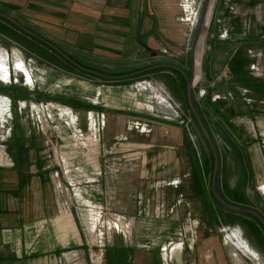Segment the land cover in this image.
<instances>
[{
    "label": "crops",
    "instance_id": "obj_1",
    "mask_svg": "<svg viewBox=\"0 0 264 264\" xmlns=\"http://www.w3.org/2000/svg\"><path fill=\"white\" fill-rule=\"evenodd\" d=\"M218 7L210 34L211 62L206 71L202 68L205 80L200 87L210 88L218 77H212V68L223 64L229 72L228 83L248 104L245 95L249 90L235 86L229 65L251 76L250 62L255 63L264 76V48L260 47L264 44V0H219ZM178 14L181 8L175 0H0V22L67 63L69 58L82 62L69 64L75 68L74 64L80 65L82 68L77 69L88 78L86 99L82 98L88 108L54 97L45 101L70 106L83 129L89 110L105 115L100 151L89 155L66 150L59 155L85 171L99 168L96 185L87 194L81 192L75 197L63 175L54 176L58 155L50 153L47 157L44 136L34 129L26 114L19 115L20 131L11 129L13 133L1 135L0 264H26L34 258L55 262L60 256L69 259L70 248L86 241L83 223L93 225L92 230L88 228L90 234L98 227L105 228V219L89 209L94 205L131 223L129 240L120 232L109 231L101 264L240 263L216 234L217 219L205 197L184 127L147 111L131 89L134 80L150 76L168 85L180 100L187 99L183 86L190 81L183 69L185 64L178 66L181 61L177 53L163 54L173 47L168 41L172 35L167 36L161 27L173 29ZM1 31H8L11 38L12 31L0 25ZM221 32L226 33L225 38ZM253 44L255 47H250ZM9 59L0 49V72L5 76L11 75ZM13 60L12 71L29 80L31 75L23 62L15 54ZM88 65L100 66L105 72L91 73L93 69L85 67ZM217 91L209 95L217 94L222 99L233 96L224 89ZM261 92L247 96L264 103ZM141 97L145 99V95ZM8 118H1L0 123ZM128 121L138 122L141 129L127 127ZM52 124L57 125L58 135L70 133L61 121L56 119ZM53 143L62 146L67 140L56 138ZM169 242L165 254H161L160 248Z\"/></svg>",
    "mask_w": 264,
    "mask_h": 264
},
{
    "label": "rangeland",
    "instance_id": "obj_2",
    "mask_svg": "<svg viewBox=\"0 0 264 264\" xmlns=\"http://www.w3.org/2000/svg\"><path fill=\"white\" fill-rule=\"evenodd\" d=\"M175 1L181 8V14H178L177 17H175V20H173V23H176V26L171 29V27L167 25L163 26L162 24L163 27H161L167 32V36L170 37V35H172V37H170L171 39L168 38V41L169 44L172 45L171 47H173V50H168L167 53L163 54L177 53L178 61H181L178 66H184L185 64L183 69L188 80L192 81L193 78L194 83L191 88V93L193 91L192 94L195 96V98L193 97V103L195 102L198 108L203 112L202 115H204L203 118L205 123L209 126V136L213 141L216 154H218V171L215 182L217 179V184L219 185L222 194L225 195L227 191L233 192L234 190H238L239 193L248 200V205L240 208L257 212L260 216L262 215L261 217L263 218L264 103H260V100L257 99H250L249 97L254 94L253 92L248 91L245 98L250 105V111L246 109L241 100L237 101L238 103L233 107L227 106L228 104L219 105L217 109L220 110V113H222L221 115L206 107V103H204V99L206 98L200 99L197 96V91L204 83L203 80H205L202 68H205L206 71L211 62L209 53L213 41L211 42L212 38L210 34L213 32V28L210 31L209 28L213 25V22L211 21L215 18L217 11L219 12V0ZM184 6L187 8H184ZM207 6L208 11L212 14L210 20L206 19L203 24V15ZM220 11H223V9ZM195 18L196 21L194 20ZM192 20L193 24L198 22L197 25L191 26ZM0 25L6 27L9 31H12L11 38L8 31L7 33L5 31L0 32V49L6 51L10 57L8 70L11 73V75L8 74V76H5L0 72V120L1 118L3 119V117L5 118V116L9 117L6 123H0V137L1 135H5L4 133L7 131H9V133H13L12 130L14 133L20 131L18 129L21 128V124H19V115L24 116V112H21V114L18 112L19 101H25L26 104H29L30 102H45V100H48L50 97H54L56 99L64 98L72 102L75 101V103L76 101L85 102L82 98L86 99L85 79L88 80V78L85 76V72L70 65L71 63L73 64L74 61L81 65L82 62L80 60L69 58L67 59L70 63L69 64L64 59H61L59 56L48 51L47 48L40 47L35 41L20 34L16 29L11 28L9 25L3 24L2 22H0ZM200 26L201 34L195 47L196 53L193 56L192 47ZM220 34H222V32ZM160 40L162 43L164 37H161ZM250 47L254 48L255 46L253 44L250 45ZM260 47L264 48V44H261ZM153 51L158 52L156 50ZM198 52L202 53L199 54ZM12 54L17 55V57L23 62L24 69L31 75L29 80L21 73H17L15 70L12 71L14 62ZM252 65L258 69L261 68L255 63ZM252 65L250 62L249 74L251 73V76L256 77L257 79L264 80V76H262L261 72L252 69ZM85 67L92 68L93 71H89L97 75H102L105 72V69H100V66L98 67L97 65H88ZM223 67V64H217L214 66L211 71V74H214L212 77L215 78V75L220 77L221 73L226 70V68ZM98 70L101 73H98ZM172 72L175 73L173 70ZM228 80H223V83ZM219 83L220 82H216L215 85L217 86ZM235 86L240 88V85L237 83ZM165 87L169 97L172 98L180 111H182L183 115H185L190 121L188 124L190 137L188 136V139L186 136V138L189 142L188 144L193 157L195 155L198 168L201 170L202 181L205 184V197L210 203L213 213H215L217 217L216 234H218L220 241L225 243V246L229 249L231 257L240 262L236 264H253L251 258L243 256V252L248 255L247 252L252 253V251L259 257L260 263L264 264V246H261L256 237L252 236L250 228L247 227L246 223L242 222L241 219L243 218L241 216H234L235 219L230 218L229 216H226L229 214L225 209H221L217 206V201L214 197L211 184L213 172L211 173L210 166L205 164V160L209 162L210 158V149L208 150L206 145L207 140H205L184 97L180 100L174 95L168 85ZM205 91L207 93L206 88ZM240 111L243 112L241 114L242 116H239L240 114L238 112ZM226 115H232L231 119L227 120V118H223V116ZM103 223L105 227V221ZM226 226L234 231H232L231 234L228 231L226 233L223 232V228ZM82 227L86 241H84V244L82 245L70 248V256L67 255L69 259L66 258V260H64L63 257L60 256V259H55V262H57L55 263L53 260L34 258L27 260L25 263L96 264L94 261L95 253H98V246H96V243H100V246H102L103 243L104 246L108 247L107 244L110 239H107L109 235L105 236L106 238L104 241L98 242V239H102L99 237V235H102V231H98L97 229L93 232L91 231L90 234L88 228H91L92 230L93 225L89 226L87 223H83ZM105 229L106 227L103 230ZM239 244L243 245V247ZM236 246H238L239 249L241 247L240 250L243 252L237 249ZM81 249H85V252H82ZM58 260H60L61 263H58ZM104 260L105 252L103 251L102 261Z\"/></svg>",
    "mask_w": 264,
    "mask_h": 264
},
{
    "label": "built area",
    "instance_id": "obj_3",
    "mask_svg": "<svg viewBox=\"0 0 264 264\" xmlns=\"http://www.w3.org/2000/svg\"><path fill=\"white\" fill-rule=\"evenodd\" d=\"M196 21V18L194 19ZM221 36L223 38L226 37V33L222 32ZM252 69L258 71L259 69L252 65ZM251 74V73H250ZM253 74V73H252ZM229 72L225 70L221 73L220 77H217L213 83H211L208 87H213L217 82H221L222 80L229 79ZM221 80V81H219ZM166 87L163 83L155 81L152 77L147 76L146 78H141L133 81L131 85L133 96L136 101H141V105L149 112L153 113L161 120L171 121L175 123H179L185 129L187 137L189 136V119L183 115L182 111H180L179 107L176 103L169 97L166 92ZM145 95V99H141V96ZM231 96L230 94H228ZM197 96L200 99H204L207 97L205 88L199 87L197 91ZM220 95L211 94L210 99L212 102L222 99ZM93 105H96V101H94ZM18 112H24L28 116L29 121H31L35 130L38 133L43 135L44 140L43 144L46 148L47 157L50 156V153L57 154L56 159L58 160V164H56L57 169L53 172L56 178H59L61 174L65 178L68 188L71 189L72 195L75 197L80 195L82 192L87 194L90 190L91 186H95L97 182L96 176L100 175L99 168H92L90 171H85L79 165H75V162L72 160H67L66 158L60 157L61 153L68 152L76 153L84 151L90 155V153H97L100 151V138L101 134L104 130L105 124V115L104 113L97 112L94 110H89L85 114V124L84 129L80 128L78 125V114L73 113V110L70 106L64 103H56L51 101L45 102H30L26 104L25 101H19ZM61 121V124L70 130V133L65 135H58V127L57 125H53L54 120ZM127 127L141 129L140 125L136 121H128ZM190 137V136H189ZM188 137V139H189ZM61 140V142L65 139L67 143L63 144L60 148L59 144H54V139ZM91 164V162H90ZM90 210L93 209L94 213L102 217V220L105 219L106 229L103 230V227H98V231L101 230V234L99 237L102 239H98L97 241H104L105 236H108L109 231L120 232L125 239L129 240V230H130V222L125 220L122 216H117L115 214L110 213L107 209L102 206L90 207ZM90 212V211H89ZM110 225V226H109ZM119 225V226H118ZM100 226V225H99ZM110 229H107V228ZM229 232L231 234L232 230L229 227L223 228V232ZM95 238V236H94ZM129 238V239H128ZM236 244V243H235ZM98 246V253H95V263L101 264L103 258V251L106 246L102 243H96ZM170 246V242L167 245H163L160 248V253L165 254L167 248ZM239 249L238 246H236ZM240 250V249H239ZM242 251V250H240ZM243 252V251H242ZM246 255L243 252L244 257H249L252 259L253 264H261L259 261V257L253 251L252 253H248Z\"/></svg>",
    "mask_w": 264,
    "mask_h": 264
},
{
    "label": "trees",
    "instance_id": "obj_4",
    "mask_svg": "<svg viewBox=\"0 0 264 264\" xmlns=\"http://www.w3.org/2000/svg\"><path fill=\"white\" fill-rule=\"evenodd\" d=\"M213 22V21H211ZM211 30V28H209V31ZM237 54V53H236ZM236 54L234 55V57L231 59L232 62H235V56ZM76 65L77 68L81 69L82 67L80 65H77V64H74ZM231 65H229V69L231 71V74L233 76V80L235 82H237L240 86L248 89L249 91H253L254 93L255 92H259V91H262L260 94H263L264 95V83L260 82L258 79H255L253 78L252 76H249L248 73H244V72H238L236 70V68L233 67V64L232 66L230 67ZM195 69V67H194ZM187 83L186 84L184 83V93L186 94V88H187ZM208 88V87H207ZM216 88L220 89L219 91H221V89H224V92L225 91H230V93L233 95L231 98L228 97L226 95V98L224 99H221V100H217L215 102H212L211 99H210V93L212 92H215L217 91ZM219 91H217L219 93ZM207 92H208V97L207 99H205L204 103H206V107H208L210 110H214L215 112H218L220 115L222 113H220V110L217 109V107L221 104H228L227 106H234L235 104H237L239 100H241L244 104V106L246 107V109H248V111H250V107L249 105L243 100V96L238 92V90L232 86L230 83L225 82L223 83V80L217 85V87H213V88H208L207 89ZM50 99V98H49ZM53 100H56V101H63L67 104H70L72 106H77V107H80L84 110H86L88 108L87 104L85 103H82V102H71L69 100H65V99H56V98H52ZM186 103H187V99H186ZM194 105H195V108L196 110H198V113L202 119V122H203V125H205V128L207 130V132L210 134V130H209V126L206 125L205 123V120L203 118L204 115L203 112L200 110V108H198L197 104L194 102ZM240 115L239 116H242L241 114L243 113L242 111L238 112ZM232 114V113H230ZM233 115V114H232ZM232 115H226V116H223V118H227L228 119H231V116ZM206 145H207V148L208 150L210 149L209 148V144H207L206 142ZM211 150V149H210ZM209 150V153H210V158H209V162L207 160H205V164L208 166H210V169H211V173L214 171L213 169V166H214V156L212 154V152H210ZM193 155V154H192ZM194 164L196 166V170H198V173H199V177H200V181H201V184L203 185L204 189H205V184L203 183L202 181V177H201V170L198 168V165H197V162H196V159H195V155H194ZM213 174V173H212ZM217 179H216V193H217V196L218 198H220L224 203H227L228 205L232 206V207H235V208H240V207H244L246 205H248V200L246 198H244V196H242V194L239 193L238 190H234L233 192H230V191H227V193L225 195L222 194L220 188H219V185L217 184ZM216 203H217V206H219L221 209H225L227 211V213L229 215H226V216H229L230 218H233L235 219V217L237 216H241L243 219L242 222L243 223H246L247 227L250 228L251 232H252V236L256 237V239L258 240V242L260 243L261 246H264V227L262 226L261 222L255 217L247 214V213H238V212H235V211H231V210H228L227 208H224L219 202L218 200L216 199ZM211 210H213L211 208ZM213 213V211H212ZM214 215V219L216 220L217 217H216V214L213 213ZM235 216V217H234ZM262 216V215H261ZM245 218V219H244ZM263 219H264V216H263ZM237 220V219H236Z\"/></svg>",
    "mask_w": 264,
    "mask_h": 264
},
{
    "label": "water",
    "instance_id": "obj_5",
    "mask_svg": "<svg viewBox=\"0 0 264 264\" xmlns=\"http://www.w3.org/2000/svg\"><path fill=\"white\" fill-rule=\"evenodd\" d=\"M191 88H192V82L190 81L187 84V89H186L188 108L192 112V114L194 115L196 123H197V125H199L200 130H201L205 140H207L209 147L211 149V152L214 156V166H213L214 171H213L212 181H211L214 197L218 200V202L224 208H227L228 210L235 211L238 213H240V212L247 213V214L253 216L254 218L256 217L261 222L262 226L264 227V219L257 212H253V211L245 209V208L232 207V206L228 205L227 203H224L220 198H218L217 193H216V184H215V178H216V174L218 171V169H217V167H218V154H216L215 147L213 145V141L211 140L209 133L207 132V130L205 128V125H203V122H202V119L198 113V110H196V108L194 106L193 96H191Z\"/></svg>",
    "mask_w": 264,
    "mask_h": 264
},
{
    "label": "bare ground",
    "instance_id": "obj_6",
    "mask_svg": "<svg viewBox=\"0 0 264 264\" xmlns=\"http://www.w3.org/2000/svg\"><path fill=\"white\" fill-rule=\"evenodd\" d=\"M211 14L212 13H210L209 11H208V6L206 7V9H205V12H204V15H203V24L205 23V20L206 19H209L210 20V18H211ZM198 18V17H197ZM200 19V18H199ZM199 19H198V21H199ZM197 23L198 22H196L195 24H193V25H197ZM200 31H201V26H200V28H199V30H198V34H197V37H196V39H195V42H194V44H193V52H192V55L194 56L195 55V51H196V44H197V42H198V39H199V36H200ZM191 82H193V78H192V81ZM240 245V244H239ZM244 245H245V243H244ZM241 247H243V245H240ZM241 247H240V249H241Z\"/></svg>",
    "mask_w": 264,
    "mask_h": 264
}]
</instances>
